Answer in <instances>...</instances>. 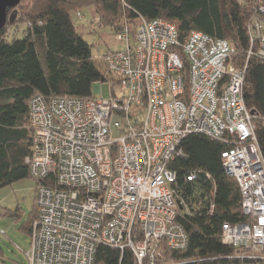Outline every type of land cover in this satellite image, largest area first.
<instances>
[{
    "label": "built area",
    "instance_id": "built-area-1",
    "mask_svg": "<svg viewBox=\"0 0 264 264\" xmlns=\"http://www.w3.org/2000/svg\"><path fill=\"white\" fill-rule=\"evenodd\" d=\"M239 1L254 11L248 59H264V0ZM118 36L127 49L108 53L102 66L120 96L30 102L25 164L41 185L28 264H95L100 246L130 250L136 264H201L167 258L189 247L170 163L194 134L228 145L221 162L240 189L245 221L224 223L222 243L264 264V156L244 100L247 66L231 62L235 45L197 31L181 38L174 24L142 16L134 36L129 27Z\"/></svg>",
    "mask_w": 264,
    "mask_h": 264
},
{
    "label": "trees",
    "instance_id": "trees-1",
    "mask_svg": "<svg viewBox=\"0 0 264 264\" xmlns=\"http://www.w3.org/2000/svg\"><path fill=\"white\" fill-rule=\"evenodd\" d=\"M23 2L8 9L7 25L0 30V190L31 177L25 158L33 137L29 127L32 98L88 99L94 96V85L105 82L93 59L92 46L76 24L77 14L85 9L94 10L99 26L117 33L129 27L134 36L138 17L142 16L174 24L181 38L197 31L233 43L232 64L239 69L247 66L244 100L254 117L264 156V59H248V25L254 12L251 5L239 0H31L28 7H22ZM19 8L22 11L17 15ZM23 25V37L11 38L12 29L17 33ZM22 148L28 149V155L19 160L14 152ZM183 148L185 156L171 161L170 168L177 173V191L183 203L178 221L188 233L189 247L167 258L203 260L201 264L256 263L239 257L240 251L221 241L224 223L245 221L239 186L226 175L221 162L228 145L194 134L184 141ZM192 173L197 180L188 182ZM207 174L212 180L206 179ZM36 182L37 192L41 182ZM210 199L215 204L212 216L208 215ZM18 210L15 216L21 213ZM35 219L36 198L34 211L22 227L29 236ZM95 264L136 261L130 250L122 253L100 246Z\"/></svg>",
    "mask_w": 264,
    "mask_h": 264
},
{
    "label": "rangeland",
    "instance_id": "rangeland-1",
    "mask_svg": "<svg viewBox=\"0 0 264 264\" xmlns=\"http://www.w3.org/2000/svg\"><path fill=\"white\" fill-rule=\"evenodd\" d=\"M30 2L31 0H24L22 7H28ZM21 11L22 9H17V15ZM94 13L93 9L83 10V17L76 18V24L84 39L92 46V56L96 66L104 73L103 57L109 52L125 51L128 43L119 38L116 30L92 25ZM24 28V25L21 26L17 33L12 29L10 37L22 38ZM130 42L133 44L132 38ZM101 88V94L94 92L93 89L96 98L109 99L113 92L117 96L121 95L119 86H112L109 82H102ZM36 187V180L29 177L0 190V264H28L26 252L30 250L31 237L22 231V227L29 221L34 211ZM18 209L21 212L18 214L19 217L15 216Z\"/></svg>",
    "mask_w": 264,
    "mask_h": 264
},
{
    "label": "water",
    "instance_id": "water-1",
    "mask_svg": "<svg viewBox=\"0 0 264 264\" xmlns=\"http://www.w3.org/2000/svg\"><path fill=\"white\" fill-rule=\"evenodd\" d=\"M22 0H0V30L7 25L8 9H15Z\"/></svg>",
    "mask_w": 264,
    "mask_h": 264
},
{
    "label": "crops",
    "instance_id": "crops-1",
    "mask_svg": "<svg viewBox=\"0 0 264 264\" xmlns=\"http://www.w3.org/2000/svg\"><path fill=\"white\" fill-rule=\"evenodd\" d=\"M95 14V13H94ZM94 19H95V16L93 17ZM27 151H28V149H18V151L17 152H14V155L15 156H17V158L19 159V160H21V158L23 157V156H27L28 154H27ZM8 156H11V153H9V155Z\"/></svg>",
    "mask_w": 264,
    "mask_h": 264
}]
</instances>
